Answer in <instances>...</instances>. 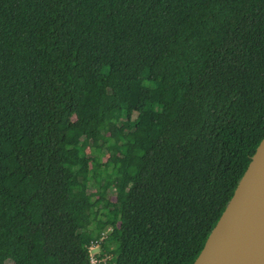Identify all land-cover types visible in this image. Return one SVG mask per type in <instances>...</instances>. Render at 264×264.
I'll list each match as a JSON object with an SVG mask.
<instances>
[{"label": "trees", "instance_id": "obj_1", "mask_svg": "<svg viewBox=\"0 0 264 264\" xmlns=\"http://www.w3.org/2000/svg\"><path fill=\"white\" fill-rule=\"evenodd\" d=\"M263 137L264 0H0V264H192Z\"/></svg>", "mask_w": 264, "mask_h": 264}, {"label": "water", "instance_id": "obj_2", "mask_svg": "<svg viewBox=\"0 0 264 264\" xmlns=\"http://www.w3.org/2000/svg\"><path fill=\"white\" fill-rule=\"evenodd\" d=\"M192 264H264V137Z\"/></svg>", "mask_w": 264, "mask_h": 264}, {"label": "rangeland", "instance_id": "obj_3", "mask_svg": "<svg viewBox=\"0 0 264 264\" xmlns=\"http://www.w3.org/2000/svg\"><path fill=\"white\" fill-rule=\"evenodd\" d=\"M108 157L112 158V156H110L109 154H107V155H105L103 157V160L105 161ZM106 233L107 232H104L103 236H106ZM101 250H102V248H101L100 244L98 243V244L94 245V247L91 248V253L94 254V256L96 257L97 260H102V262H104V260H106L107 258L100 259L98 257V255L101 254Z\"/></svg>", "mask_w": 264, "mask_h": 264}, {"label": "built area", "instance_id": "obj_4", "mask_svg": "<svg viewBox=\"0 0 264 264\" xmlns=\"http://www.w3.org/2000/svg\"><path fill=\"white\" fill-rule=\"evenodd\" d=\"M94 245L95 244H93L92 247H94ZM89 259H90V264H99L102 261V260H97L94 254L91 253V250L89 251Z\"/></svg>", "mask_w": 264, "mask_h": 264}]
</instances>
